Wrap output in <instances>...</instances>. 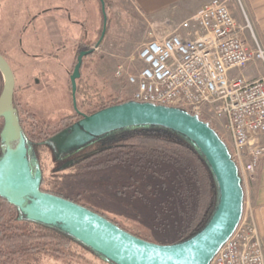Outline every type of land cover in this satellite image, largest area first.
Masks as SVG:
<instances>
[{
    "label": "rangeland",
    "instance_id": "rangeland-1",
    "mask_svg": "<svg viewBox=\"0 0 264 264\" xmlns=\"http://www.w3.org/2000/svg\"><path fill=\"white\" fill-rule=\"evenodd\" d=\"M228 4L233 16L243 23V11L237 0H228ZM62 7L69 9V16ZM104 11L108 19L104 41L94 49L92 56L83 58L80 78L76 80L89 93L86 103H81L78 108L81 111L90 110L100 105L101 100L106 102L117 95L128 98L132 88L124 78L115 77L116 66L122 64L126 70L134 71L137 63L131 59L139 46L151 37L150 32L159 37L155 34L153 20L140 16L127 0H108ZM246 14L264 47L257 32L258 23L247 10ZM101 19L100 0H0V51L5 54L15 76V107L32 114L29 116L32 122L25 120L24 115L20 116L27 133L31 129L30 122L35 124L32 129L36 136L39 133L50 135L70 123L73 100L69 74L82 44L95 46L93 40L101 32ZM183 19L186 18L171 21L168 33ZM258 69L250 80L264 73L260 64ZM84 138L64 134L59 141L68 152L77 148ZM115 151L108 150L60 169L73 158H59L60 151L50 142L38 158L46 185L62 196L87 205L150 240L175 241L185 228L178 193L169 192L167 201L163 196L161 200L166 201L163 210L157 211L154 221L147 220L152 210L142 198L130 196L131 188L126 185H134V179L123 167L124 163L112 162ZM35 161L33 158V164ZM93 163L103 164L92 166ZM88 165L92 167L88 168ZM65 248L71 252H40L31 260L14 256L4 264H106L73 243Z\"/></svg>",
    "mask_w": 264,
    "mask_h": 264
},
{
    "label": "water",
    "instance_id": "water-1",
    "mask_svg": "<svg viewBox=\"0 0 264 264\" xmlns=\"http://www.w3.org/2000/svg\"><path fill=\"white\" fill-rule=\"evenodd\" d=\"M101 3L103 28L99 42L104 37L107 21L104 1L101 0ZM90 53L92 50L79 53L69 78L75 109L76 80L80 77L83 57ZM0 71L4 80L0 94V118L4 120L1 136L5 145L0 157V197L19 205L30 219L60 222L72 235L115 264L211 263L241 221L244 188L226 143L208 122L180 107L127 100L89 115L82 114L79 121L49 139V143L53 142L60 151L59 158H65L99 136L133 125H162L190 138L205 156L215 176L219 189L218 203L208 222L191 237L175 243H155L130 233L76 201L40 189L42 173L39 168L30 165L26 137L13 107L15 76L2 54ZM64 134H75L76 137L82 135L85 138L77 148L66 152L59 141ZM88 154L70 159L60 169L76 163Z\"/></svg>",
    "mask_w": 264,
    "mask_h": 264
},
{
    "label": "built area",
    "instance_id": "built-area-1",
    "mask_svg": "<svg viewBox=\"0 0 264 264\" xmlns=\"http://www.w3.org/2000/svg\"><path fill=\"white\" fill-rule=\"evenodd\" d=\"M237 2L243 23L228 0H209L171 33L150 32L131 59L134 71L118 64L115 77L132 88L128 100L180 107L208 122L226 143L246 191L264 159V73L250 80L240 71L264 67V47ZM247 214L210 264H264L262 240Z\"/></svg>",
    "mask_w": 264,
    "mask_h": 264
},
{
    "label": "trees",
    "instance_id": "trees-1",
    "mask_svg": "<svg viewBox=\"0 0 264 264\" xmlns=\"http://www.w3.org/2000/svg\"><path fill=\"white\" fill-rule=\"evenodd\" d=\"M102 1L106 4L108 0ZM102 26L103 13L101 28ZM0 54L6 58L3 52L0 51ZM3 85L4 80L0 71V94L2 93ZM76 86V105L77 108H79L81 103H86L89 93L85 87H81L78 83H76ZM127 100L128 98H121L117 95L112 99H108L106 102L101 100L100 105L90 108V110H85L86 112H84L90 114ZM13 107L26 137L30 165L33 168H39L42 173L40 166L41 161L40 158H38V154H40L42 149H45L47 145L49 146L50 137L47 134L42 136V133L36 136L32 129L35 124L34 122L31 123L32 121L29 118L32 114L17 109L14 101ZM21 115H24L25 120L28 119L31 121L29 123L31 129L28 133L23 129ZM70 125L71 123L65 124L63 129ZM3 126L4 120L0 118V157L5 149L1 136ZM55 133L56 132L53 134ZM94 147L99 148L92 151V156L106 153L108 150L113 152L116 150V156L111 160H113L112 162L118 161L125 164L123 167L130 173V177L134 179V185H126V187L131 188L132 194L130 196L142 198L152 210V214L150 213L148 217H146L147 220L154 221L157 218V211H162V205L169 200V192L174 190L178 193L182 204L181 214L184 217L182 222H184L185 228L182 234L171 243L191 237L198 232L212 216L219 199L217 181L205 156L186 135L157 124L127 126L97 137L95 141L65 158L80 157L84 155L87 150L93 149ZM91 155L88 154V156ZM33 158L36 160L34 164L32 162ZM85 158L86 157L83 159ZM111 160H109V162H111ZM104 162L108 163L106 161ZM101 164L103 163H93L92 166H100ZM90 166L91 165H88L87 167L89 168ZM136 184L138 186H135ZM40 189L44 192L62 196L46 185L43 174ZM163 196H165L166 201L161 200V198L164 199ZM28 202L29 201H27V203ZM84 206L105 216L103 213L87 205ZM110 220L119 225L116 221ZM119 226L124 228L121 225ZM124 229L142 239L164 244L156 240H150L132 230ZM69 243L78 245L106 264H115L100 252L72 235L60 222L30 219L19 205L11 204L6 199L0 197V264H4L14 256H16V258L22 257V260H31L32 257L40 252H53L56 254H64L65 252L70 253L71 251L65 248Z\"/></svg>",
    "mask_w": 264,
    "mask_h": 264
},
{
    "label": "crops",
    "instance_id": "crops-1",
    "mask_svg": "<svg viewBox=\"0 0 264 264\" xmlns=\"http://www.w3.org/2000/svg\"><path fill=\"white\" fill-rule=\"evenodd\" d=\"M127 1L140 16L153 20L155 23V34L160 37L170 31L171 21L197 15L209 0ZM241 1L245 13L247 10L251 18L258 23L257 32L264 41V0ZM238 22L241 23L240 21ZM259 64L262 66L261 63L250 65L240 71V73L247 79L253 78L252 75L255 74V72H259ZM259 76L261 75L259 74ZM244 211L245 214L250 212V219L254 224L264 246V159L261 161L258 168L257 180L253 182L245 191Z\"/></svg>",
    "mask_w": 264,
    "mask_h": 264
},
{
    "label": "flooded vegetation",
    "instance_id": "flooded-vegetation-1",
    "mask_svg": "<svg viewBox=\"0 0 264 264\" xmlns=\"http://www.w3.org/2000/svg\"><path fill=\"white\" fill-rule=\"evenodd\" d=\"M77 3H80V2H77ZM62 10H65V14L66 15H68L69 14V9H67V8H65V7H62ZM103 13V12H102ZM69 16V15H68ZM106 25H107V22H106ZM102 28H103V26H102ZM102 28H101V32H99V36L96 38V34H98V32L97 33H95V38H96V40H93L94 42H95V46L94 47H91V46H88V44H82V49H80V50H78V53L75 55V61H74V63H73V68H74V66H75V64L77 63V57H78V55H79V53L80 52H82V51H90V50H92V53H90L89 55H87V56H84L83 58H86V57H89V56H92L93 54H94V49L95 48H97L98 46H100L101 45V43L104 41V38H105V36H106V31H105V34H104V37L102 38V40L99 42V40H100V37H101V33H102ZM85 36H86V38L87 37H89L88 35H86L85 34ZM84 36V37H85ZM98 43V44H97ZM75 49H76V47H75ZM82 65H83V61H82ZM73 68H72V71H73ZM81 68H82V66H81ZM81 68H80V70H81ZM72 71L70 72V74H69V76L71 75V73H72ZM38 80L36 79L35 80V82H37ZM72 115L70 116V123L71 124H73V123H75V122H77V121H79L81 118H82V114H88V113H85L84 111H81V110H79L78 108H77V105H76V109L74 108V106H73V108H72ZM91 114V113H90ZM89 115V114H88ZM61 130H58V131H55L56 133L55 134H53V133H51V134H53V135H49V137L51 138V137H53L54 135H56L57 133H59ZM96 148H99V147H94L93 149H90V150H87L85 153H84V155L85 154H88L89 152H92L93 150H95ZM95 155H91V156H88V157H86L85 159H83L82 161H87V160H89V159H92L93 157H94Z\"/></svg>",
    "mask_w": 264,
    "mask_h": 264
}]
</instances>
